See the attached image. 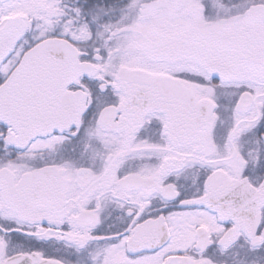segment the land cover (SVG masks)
I'll use <instances>...</instances> for the list:
<instances>
[{
  "label": "snow or ice",
  "instance_id": "snow-or-ice-1",
  "mask_svg": "<svg viewBox=\"0 0 264 264\" xmlns=\"http://www.w3.org/2000/svg\"><path fill=\"white\" fill-rule=\"evenodd\" d=\"M0 264H264V0H0Z\"/></svg>",
  "mask_w": 264,
  "mask_h": 264
}]
</instances>
